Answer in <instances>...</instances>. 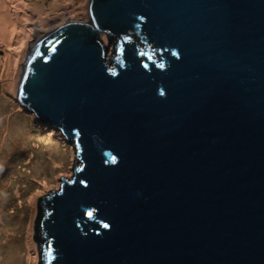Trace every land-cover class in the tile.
I'll return each mask as SVG.
<instances>
[{
    "label": "water",
    "instance_id": "water-1",
    "mask_svg": "<svg viewBox=\"0 0 264 264\" xmlns=\"http://www.w3.org/2000/svg\"><path fill=\"white\" fill-rule=\"evenodd\" d=\"M38 41L18 99L81 161L49 264H264V0H90Z\"/></svg>",
    "mask_w": 264,
    "mask_h": 264
},
{
    "label": "rangeland",
    "instance_id": "rangeland-1",
    "mask_svg": "<svg viewBox=\"0 0 264 264\" xmlns=\"http://www.w3.org/2000/svg\"><path fill=\"white\" fill-rule=\"evenodd\" d=\"M23 2L28 3L25 9H13L28 32L21 48L6 47L15 15L10 17L0 4V185L5 184L6 193L0 196V264L44 262L35 235L38 221L46 215L42 214L45 195L60 191L64 180L72 181L81 167L76 144L32 111L24 112L18 90L32 46L65 23L88 21L90 0ZM101 37L106 63L113 68L112 35L111 41L105 33ZM7 49L19 53L10 58Z\"/></svg>",
    "mask_w": 264,
    "mask_h": 264
},
{
    "label": "bare ground",
    "instance_id": "bare-ground-1",
    "mask_svg": "<svg viewBox=\"0 0 264 264\" xmlns=\"http://www.w3.org/2000/svg\"><path fill=\"white\" fill-rule=\"evenodd\" d=\"M0 4L2 5L1 7L2 8H5L8 13L10 14V17H11V14L15 15L12 17V26H15V28H12L9 33V45L6 46V47H12L14 44L17 45L16 47L19 46V48H21V45L24 44V40L26 39V35H27V30L25 29V27L23 26L22 23H20L17 19V15L15 11H13V9L15 7H19V8H23L25 9L26 6L28 5L27 2H23V0H0ZM26 4V5H25ZM25 5V6H24ZM18 13V12H17ZM66 24V23H65ZM90 24V23H89ZM19 31H18V30ZM18 31V32H17ZM46 35V34H45ZM45 35H42L41 38L39 40L42 39V37H44ZM8 40V39H7ZM39 42V41H37ZM36 42V43H37ZM35 43V44H36ZM1 46V45H0ZM7 51L11 54L10 55V58L11 57H15L16 55H18L19 52L17 51H14L13 49H7ZM7 62V61H6ZM79 161H80V158H79ZM81 162V161H80Z\"/></svg>",
    "mask_w": 264,
    "mask_h": 264
},
{
    "label": "flooded vegetation",
    "instance_id": "flooded-vegetation-1",
    "mask_svg": "<svg viewBox=\"0 0 264 264\" xmlns=\"http://www.w3.org/2000/svg\"><path fill=\"white\" fill-rule=\"evenodd\" d=\"M21 104L24 105L23 102H21ZM23 108H24V110H23L24 112H30V109L28 107H26V108L23 107ZM1 184L2 185H0V192H1L0 196L3 195V194L6 195L4 187H3V186H5V184H3V183H1ZM3 198H4L3 199V204H4L5 197H3ZM0 201H1L0 205H2V198L1 197H0ZM46 203L47 202H45V201L43 202L42 214H44L47 211L46 210ZM47 218H48V214L38 221V223H37V232H36V235H35V239L37 240V243H38V245L40 247V252L42 254L41 260H42V262L44 261L42 264H49V262H50V258L47 255L46 247H45V244L43 242V240L46 237V233L44 231V222H45V220Z\"/></svg>",
    "mask_w": 264,
    "mask_h": 264
},
{
    "label": "trees",
    "instance_id": "trees-1",
    "mask_svg": "<svg viewBox=\"0 0 264 264\" xmlns=\"http://www.w3.org/2000/svg\"><path fill=\"white\" fill-rule=\"evenodd\" d=\"M125 37L129 38L128 35L123 36L121 38H118L115 35H112V40L114 41V44H115V53L113 54L112 58L114 60H116V61H119L122 58L121 49H122V46L123 45L121 43V39L122 38H125ZM134 41H136V40H134ZM143 44L145 45V43H143ZM144 45H142V43H141V45H138V46H140L142 49H147L150 53H152L154 55V52L151 50V47L150 46H147V45L144 46Z\"/></svg>",
    "mask_w": 264,
    "mask_h": 264
}]
</instances>
